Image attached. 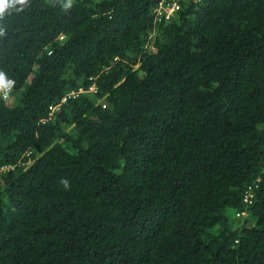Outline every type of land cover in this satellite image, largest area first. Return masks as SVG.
<instances>
[{
    "label": "trees",
    "instance_id": "trees-1",
    "mask_svg": "<svg viewBox=\"0 0 264 264\" xmlns=\"http://www.w3.org/2000/svg\"><path fill=\"white\" fill-rule=\"evenodd\" d=\"M158 1L0 19V264H264V0Z\"/></svg>",
    "mask_w": 264,
    "mask_h": 264
},
{
    "label": "built area",
    "instance_id": "built-area-1",
    "mask_svg": "<svg viewBox=\"0 0 264 264\" xmlns=\"http://www.w3.org/2000/svg\"><path fill=\"white\" fill-rule=\"evenodd\" d=\"M208 0H159L156 4V6L153 9V15H154V19L160 23L162 22H169L171 21L173 18H175L176 16L179 15L180 12H182L184 10L185 7L188 6H196V5H201L204 2H206ZM12 81V80H10ZM14 86V82L11 85L10 90H8V98L10 97V92L12 91V88ZM85 90L81 89L80 93H83ZM87 92V91H85ZM92 94H96L97 93V88L95 85L91 86L89 91ZM75 93L68 95V97H73ZM78 95V94H77ZM3 98H4V94H3ZM5 99V100H7ZM67 98H64L62 102H66ZM103 102V101H101ZM103 108H106V103L103 104L102 106ZM60 109V105H56V106H52L51 110L54 112L56 110ZM3 170H7V167H1L0 168V172Z\"/></svg>",
    "mask_w": 264,
    "mask_h": 264
},
{
    "label": "clouds",
    "instance_id": "clouds-1",
    "mask_svg": "<svg viewBox=\"0 0 264 264\" xmlns=\"http://www.w3.org/2000/svg\"><path fill=\"white\" fill-rule=\"evenodd\" d=\"M28 3V0H0V19H3L6 10L10 8H15L16 5L24 6ZM71 6V0L69 3L64 5L67 9ZM18 11H22L23 8L17 9ZM4 28L0 27V36L4 35ZM63 39V38H62ZM13 81L7 80L4 73L0 72V92H3L4 99L8 98V90H10ZM7 167V170L13 169L11 166H4ZM61 183L65 186V188L69 187V182L67 180H62Z\"/></svg>",
    "mask_w": 264,
    "mask_h": 264
}]
</instances>
